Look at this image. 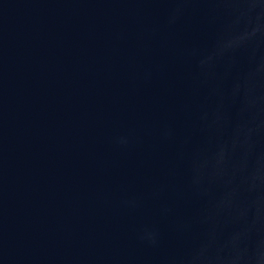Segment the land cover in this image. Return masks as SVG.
Instances as JSON below:
<instances>
[{
  "label": "water",
  "instance_id": "95a60500",
  "mask_svg": "<svg viewBox=\"0 0 264 264\" xmlns=\"http://www.w3.org/2000/svg\"><path fill=\"white\" fill-rule=\"evenodd\" d=\"M0 264H226L90 0H0Z\"/></svg>",
  "mask_w": 264,
  "mask_h": 264
}]
</instances>
